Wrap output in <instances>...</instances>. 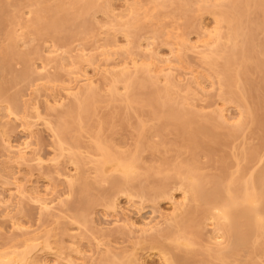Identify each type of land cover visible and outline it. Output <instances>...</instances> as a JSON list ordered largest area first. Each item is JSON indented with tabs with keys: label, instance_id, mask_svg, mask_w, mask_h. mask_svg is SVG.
Returning <instances> with one entry per match:
<instances>
[{
	"label": "rangeland",
	"instance_id": "obj_1",
	"mask_svg": "<svg viewBox=\"0 0 264 264\" xmlns=\"http://www.w3.org/2000/svg\"><path fill=\"white\" fill-rule=\"evenodd\" d=\"M42 1L50 6L60 3V0ZM109 1L115 13L127 12L132 5L138 4L143 7L140 11L142 16L147 9L160 4L149 0ZM212 1L215 4L213 8L204 11L199 9L196 0H188L179 10L175 9L172 0H167L164 7H156L152 16L135 28L119 24H115L113 29L102 27L103 23L115 19L114 14L91 11L86 17L88 26L85 30L71 25L67 30L39 33L34 27H24L23 34L15 38L16 46L13 47V31L19 28L21 32L20 26L32 16L29 14L30 0H0V128L2 120L9 122L12 126L9 139L18 145L26 140L27 132L24 128L33 124L35 136L31 140L32 147L44 158L42 168L34 162L20 163L8 152L0 138V249L10 243L14 233L12 223L17 218L32 230L46 227L50 231L49 240L55 250L61 240L66 245L61 254L62 259L54 254L49 255L51 264L80 263L84 257L90 256L97 258L104 248L102 243H109L115 251L137 249L145 264H167V255H164L153 239L162 241L166 230L176 228V222L163 224L161 233L148 232L143 235L139 228L144 218L157 213V210L171 213L172 197L186 203L189 200L176 188V177L163 180L160 171L193 159L201 174L208 177L224 176L226 179L236 173L239 166L237 154L243 147L249 152L264 155V128L259 122L251 124L249 119H244L243 108L250 105L258 117H264V13L260 9L251 11L250 18L257 22V26L254 20L247 21L252 32L248 39L250 44L243 53L248 57L246 65L249 71H244L243 83L234 86L237 91L242 86L247 92V102L240 104L228 98L217 75L222 61L213 63L211 56L216 45L215 31L220 27L223 30L226 28L225 22L219 20L222 1ZM158 27H162L160 32L156 30ZM176 35L179 36L177 39ZM241 40L240 48L243 46ZM108 41L112 45L105 46ZM50 45L59 47L60 52L64 51L63 65L53 63L44 70V55ZM6 46H11L7 56L12 59L6 57L5 61L2 49ZM11 49L15 51L14 55ZM81 53H85V56L80 57ZM205 53L209 56L204 57ZM131 56L137 58L139 63L152 61L159 70V83L136 89L137 95L146 97L156 88H163L167 84L168 75L173 95L185 93V86L190 85L186 109L195 113L199 123L213 122L212 115L222 107L227 109L230 121L246 120L244 125L238 129L218 119L215 122L219 126L217 131L221 132L226 141L215 144V148L211 149L213 136L195 133V139L200 144L196 149H191L187 141L190 134L179 132L165 117H155L156 111L160 113L159 109L143 104L142 100L127 106L126 91L122 84H119L115 98L111 99V80L105 79L102 73L104 69L110 70L114 66V69H120L125 61L129 62ZM5 63L9 66L7 69ZM85 74L93 77L98 95L87 125L81 127L78 122H74V117L69 118L71 126L67 138L81 161L76 169L68 157L58 156L56 136L41 119L36 118L34 106L39 107L56 129L59 114L73 100V96L66 95L64 88L75 84ZM55 100H59L60 104L48 108L47 104L54 105ZM7 107L17 109L22 117L16 119L8 116ZM106 117L108 121L104 122ZM141 123L145 124L144 129L140 128ZM140 133L142 139L150 145L138 147ZM98 138L113 153L137 155L141 173L129 182L130 187H150L153 182L158 184L164 181L169 185L165 188L166 194L157 200L142 203L137 197L129 201L125 195H119L117 201L120 207L117 213L121 220L113 223L115 216H112L109 206L114 196L112 184L109 181L101 185V189L108 194L106 200H102L98 193L99 184L96 183L95 164L91 159L98 154ZM152 144L157 146L152 147ZM224 157H227L226 167ZM257 161L258 156L254 155L252 159L240 161V165L250 168L255 164L256 169L264 166V158ZM69 170L78 177L83 175L73 190L62 184L63 176L58 174ZM148 170L150 175L146 174ZM15 181L26 184L31 190L46 197H52L57 192L64 193L63 217L55 221L53 216L41 215L34 202L19 205L17 198L10 195L12 191L9 188L15 189ZM85 181H92L94 187L89 188L87 196L83 198L79 190ZM197 207L195 221L189 228L197 243L191 251L178 250L175 253L185 259L184 264H216L218 259L210 258L205 252V247L213 238V223L204 219L205 205ZM58 212L57 209L53 210V213ZM81 213L86 220L83 226L75 222L76 215ZM126 218L134 222V225L125 224L123 220ZM71 234L77 237L73 239ZM258 243L260 248L246 246L237 253H231L228 259L235 264H264V237Z\"/></svg>",
	"mask_w": 264,
	"mask_h": 264
},
{
	"label": "bare ground",
	"instance_id": "obj_2",
	"mask_svg": "<svg viewBox=\"0 0 264 264\" xmlns=\"http://www.w3.org/2000/svg\"><path fill=\"white\" fill-rule=\"evenodd\" d=\"M166 1L149 0V2H160V4H156L153 9H147L142 16L140 11L143 7L138 4L132 5L127 12L115 13L109 0H60V3L54 6L48 5L42 0H30L29 14L32 16L25 19L24 24L20 26L21 32H19V28L13 31L12 46H16L15 38L23 34L22 30L24 27H34L39 33L51 30H67L71 25H76L85 30L88 26L86 17L91 11H104L114 14L115 19L103 23L102 27L113 29L116 27L115 24H119L122 27L135 28L151 17L156 7H164ZM221 1L222 9L219 14V20L225 22L226 28L223 30L220 27L215 31L216 45L211 56L213 63L222 61V66L217 71V75L221 85L228 93V98L242 104L244 101L247 102V92L242 86L238 91L234 89V86H240L243 83L242 75L244 71H249V66L246 65L248 57L243 53L250 44L248 39L252 32L247 25V21L252 22L254 20L250 18V13L253 9H260L264 13V0ZM187 2L188 0H172L176 10L182 8ZM196 3L199 9L204 11H210L215 5L212 0H196ZM73 9L75 11H72ZM61 12L63 14H60ZM254 22L256 21L254 20ZM161 28L158 27L156 29L157 32H160ZM168 33L169 35L171 34V32ZM177 37L179 36L176 35V39ZM240 40L243 44L241 48L239 46ZM110 45H112V42L108 41L105 46ZM10 47L6 46L2 49V52L5 53V61L6 57L8 60L12 59V57L7 56ZM195 47L197 46H193V48ZM58 50L59 47L56 45L48 46V50L44 55L42 69L46 70L53 63L63 65L62 53L64 51L60 52ZM14 52H11V54L14 55ZM239 53L241 56H239ZM79 56L84 57L85 53H81ZM203 56L208 57L209 54L205 53ZM131 66L134 68L132 69ZM8 67L6 64L5 69ZM114 68L115 66L110 70L106 68L102 73L105 79L110 78L111 80V99L115 98V95L119 92V84H122L126 91L127 106L142 100L143 104H149L157 110L159 109L160 113L156 111L155 117H165L171 121L169 124L179 132L190 134L187 137V141L191 149H196L200 144L195 139V133L212 135L211 149L215 148V144L226 141L221 132L217 131L219 126L215 122L218 119H221L223 124H230V126H236L238 129L242 128L247 119L250 120L251 124L259 122L264 128V117H258L254 108L250 105L243 107L244 119H246L244 121H230L227 109L219 107L211 117L213 122L199 123L195 113L190 109H186L190 85L185 86V93L173 95L172 84L168 75L167 84L163 88H156L154 92L149 93L146 97L137 95L136 89L156 86L159 83V70L154 67L152 61L139 63L137 58L131 56L129 62L125 61L120 69ZM64 90L67 96H73V100L67 109L59 114L56 129L52 127L50 120L42 114L37 105L34 106L35 116L37 119H41L43 124L49 127L56 136L58 156L68 157L74 168L77 169L81 161L76 156L74 147L67 138L68 129L71 126L69 118L71 116L74 117V122H78L81 127L87 125L93 108L96 106L98 92L94 85L93 77L88 74H85L75 84L66 86ZM58 104H60V101L55 100L54 105L47 104V106L48 108H53ZM6 109L8 116H13L16 119L22 117L17 109L11 107ZM106 121H108V117L104 119V122ZM33 126V124H28L24 128L27 132L26 140L21 144L14 145L9 139L12 126L9 122L2 120L0 138L8 152L13 154L15 160L23 164L34 162L42 168L44 158L32 147L31 140L35 136ZM141 127L144 129L145 124L141 123ZM236 131L238 132L239 130ZM139 136L138 147L150 145L149 142H145L142 139V133ZM151 146L155 147L157 145L152 144ZM96 149L98 154L91 159L95 164L99 196L102 200H106L108 197L107 192L101 189L103 183L110 181L114 191V196L110 202L111 205H109L112 216H115L113 223L121 220L117 213L120 207L117 201L119 195H125L129 201L137 197L142 203L147 200H157L166 194L165 188L169 185L164 183V181L158 184L153 182L150 187L140 185L137 189L129 186V182L137 178L141 173L137 155L113 153L103 145L99 138L96 139ZM254 155L258 156L257 162L262 161L264 158L263 154L259 155L252 151L249 152L244 147L239 150L237 154L239 166L236 173L226 179L224 176L208 177L201 174L193 159H188L182 164L176 163L171 168L160 171L163 174V180L176 177V188L180 190L186 200H189L186 203V201H178L172 197L173 210L171 213L157 210V213L144 218L145 220L139 228L143 235L148 234V232L161 233L163 224L176 222V228L166 230L162 241H158L156 238L153 239V242L161 248L164 255H167V264H184L185 259L177 255L175 251H191L192 247L197 243L192 237L189 228L195 221L194 216L198 211L197 206L201 204L205 205L204 219L211 220L213 223V238L211 243L205 247V252L210 258L218 259L216 264H235L228 259L230 254L237 253L246 246L253 247V249L260 248L258 240L264 237V166L256 169L254 163L250 168L240 165V161L252 159ZM223 161L224 167H226L227 157H224ZM58 174L63 176L62 184L69 190H73L78 181L83 179V175L78 177L72 170L65 173L59 172ZM146 174L150 175V171L148 170ZM13 183L15 184V189L9 188L12 191L10 195L17 198L19 205L26 202H34L38 205L41 215L53 216L55 221H59L63 217L61 212L65 201L64 193L57 192L52 197H46L36 190H31L24 183L19 181ZM207 184H209L208 187H206ZM93 187L94 183L92 181H85L79 190L80 196L85 198L88 194V189ZM54 209L59 212L53 213ZM75 222L79 226H83L86 222L84 214L76 215ZM123 222L134 225V222H131L129 218L124 219ZM12 227L14 233L10 243L0 249V264H51L48 257L52 254L62 259L61 254L64 253L66 245L61 240L57 245V250H55L53 243L49 240L50 231L46 230V227L40 226L32 230L24 226L17 218L13 221ZM70 236L73 239L77 237L74 234ZM252 238H255L254 241ZM102 245H104V248L100 250L99 257H84L82 262H73V264H145L137 249L129 250L124 248L115 251L114 247L109 243H102Z\"/></svg>",
	"mask_w": 264,
	"mask_h": 264
}]
</instances>
